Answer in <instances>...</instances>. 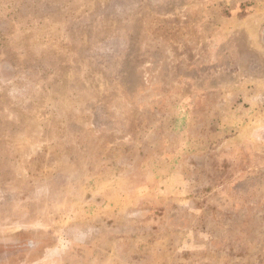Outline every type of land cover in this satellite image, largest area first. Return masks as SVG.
<instances>
[{
	"label": "rangeland",
	"instance_id": "rangeland-1",
	"mask_svg": "<svg viewBox=\"0 0 264 264\" xmlns=\"http://www.w3.org/2000/svg\"><path fill=\"white\" fill-rule=\"evenodd\" d=\"M260 79L264 0H0V264H264Z\"/></svg>",
	"mask_w": 264,
	"mask_h": 264
},
{
	"label": "crops",
	"instance_id": "crops-1",
	"mask_svg": "<svg viewBox=\"0 0 264 264\" xmlns=\"http://www.w3.org/2000/svg\"><path fill=\"white\" fill-rule=\"evenodd\" d=\"M259 81V80H258ZM263 82H264V80L262 79H260V84L262 85L263 84ZM253 85H256L255 83L253 84ZM260 87V86H259ZM262 92H264V90H262L261 89V87H260V92H259V94L258 93H256V94H258V95H263V93ZM257 109H259V110H261V109H263V103H260V104H258V100H257V98H256V101H254V103H252V100H251V111L253 110V111H255V110H257ZM263 131V130H262ZM261 131V132H262Z\"/></svg>",
	"mask_w": 264,
	"mask_h": 264
}]
</instances>
